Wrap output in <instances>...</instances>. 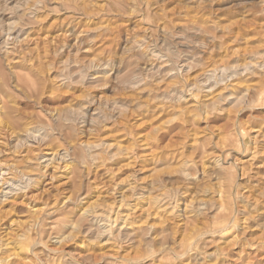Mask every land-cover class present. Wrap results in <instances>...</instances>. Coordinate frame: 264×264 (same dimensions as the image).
Listing matches in <instances>:
<instances>
[{"label":"rangeland","instance_id":"rangeland-1","mask_svg":"<svg viewBox=\"0 0 264 264\" xmlns=\"http://www.w3.org/2000/svg\"><path fill=\"white\" fill-rule=\"evenodd\" d=\"M0 71L43 136L0 188V264H264V0H0ZM135 199L103 233L94 209Z\"/></svg>","mask_w":264,"mask_h":264},{"label":"bare ground","instance_id":"bare-ground-1","mask_svg":"<svg viewBox=\"0 0 264 264\" xmlns=\"http://www.w3.org/2000/svg\"><path fill=\"white\" fill-rule=\"evenodd\" d=\"M9 57L6 60V61H8V62H6L7 66L10 64V60L16 59V58L14 59V57L13 58H9ZM13 68L14 67L12 65H11V67H8L9 70H12ZM36 70H37V68H36ZM14 76L17 79L14 80L15 83L11 85L10 89L14 90L15 94L12 93L11 91H9L10 84L4 78L2 71H0V175H1V177H0V188L3 185L8 184L10 179L11 180L14 179L11 177L15 173H17L16 175L19 174L21 176L20 178H23L25 175L31 176L32 172H34L35 169L37 170L38 166L37 167L35 166L36 168H34V165H33L32 166L33 169L31 168V165L28 164V158L30 159V155L33 152L35 153V151L38 152L41 150L40 147H41L42 141H43V136L36 135V133L40 132L41 127H42L40 114L36 113L34 115V117L32 118L28 114H26L22 111V109L19 106L21 104V101H18V96L16 94L18 92H21V94L24 96V93H22L23 92L22 90L24 89V86L26 84L25 85L23 83L20 84L21 78L18 76V74L15 73ZM12 82H13V80H12ZM34 82H35V80H34ZM6 87H7V89H6ZM40 87H41L40 82L37 79L36 82L34 83V88H33L34 90L32 91L33 93L30 94L31 96L29 97L33 100L32 104H34V105L40 104L39 101H40L41 96L43 94V92H42L43 89H42V87L41 88ZM2 89H4V90H2ZM193 94H194V92H193ZM27 103L31 104L28 101H27ZM28 117H30V118H28ZM31 137H34V139H31V141L35 145L34 144H31V145H34L35 149L28 146L29 145L28 142L30 141ZM253 137H255V135ZM27 147H29V148H27ZM39 148H40V150H39ZM21 153H24V155H22V156L20 155L21 159L18 157L19 160H17L16 155L21 154ZM64 153L65 154H63V156H62L63 159L65 157H68V155H69L67 148L64 149ZM253 153H255V152H253ZM36 154L37 153L33 154V156ZM55 155H56V153H54V156ZM250 155H252V154L250 153ZM33 156H32V160L30 159L31 161H33ZM34 157H36V156H34ZM251 158H253V156H251ZM65 166L66 165H64V167ZM3 170H5V172H7V173H5ZM37 172H38V170H37ZM5 174H7V176H4ZM8 174H9V176H11V175L12 176L8 177ZM13 177H15V176H13ZM35 178H37V177H35ZM35 178L34 179L29 178L27 180L28 181L31 180L35 184L37 182V181H35L36 180ZM33 183H31V184H33ZM27 185H28V183L19 187L18 190H20V191L23 190L24 188L28 187ZM155 188H157V187H155ZM9 190L11 192H13L15 190V188L14 189L9 188ZM0 192H2V189ZM157 192L158 193H156L154 195L151 194L152 196L151 195L149 196V198H150V202H149L150 207L149 208L152 209L151 214H152L153 218H156L157 221L160 223L163 220V218H165V217H167L173 213V208H172L171 204L174 202L177 203L179 201H178V199L175 198L174 201L172 202V200H171L172 197L167 194V191L164 192L163 189L157 190ZM146 196H148V195H146ZM218 196L221 197L220 194ZM2 197H6V194H4ZM2 197H0V212H1V210H3L2 209L3 206L1 207V205L4 203H5V210H7L6 207H8L7 212L11 211L13 209L14 205L16 204L17 198L9 199L6 203V202H4ZM120 198H122V197H120ZM134 201H135V203L133 202L132 205L125 204V205H128V208H126L127 209L126 212L120 211V208L122 207V203H120L121 201L120 202L118 201L119 204L116 206H114L113 204L111 205V204L107 203V204L103 205L102 207H99L96 210L94 209V211L92 212L94 219H96L98 221H102V232L105 234H109V233L112 234L111 231L114 227L117 228L116 230L118 232H120L123 228H126V230L127 229L133 230L134 228L135 229L138 228L141 224V221H138V220L135 221L132 218V213H134V211L137 209L136 199ZM190 203L191 202H187V203L183 202V208H181V210L183 212L186 211L189 207H191ZM177 205H179V203ZM4 212H6V211H4ZM32 212L33 213L30 215H32L31 218L32 217L33 218L30 219V221H29L30 224H28V228H26V226H27L26 225L25 227H22L21 229L17 230V233H16V237H17L16 240L18 241L17 243H22L29 238L30 232L33 231V228H34V225L36 224L37 218L39 219L38 209H33ZM5 215H7V214H5ZM147 215H149V214H147ZM1 238H2V236H0V240H1ZM56 242L59 243L60 240L55 241V243ZM17 249H20V248H17ZM7 256H8V254H7Z\"/></svg>","mask_w":264,"mask_h":264}]
</instances>
